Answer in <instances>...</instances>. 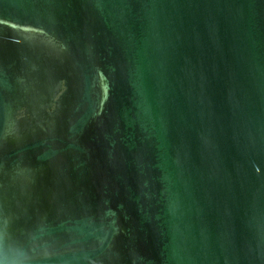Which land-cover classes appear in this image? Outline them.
<instances>
[{"label": "water", "instance_id": "1", "mask_svg": "<svg viewBox=\"0 0 264 264\" xmlns=\"http://www.w3.org/2000/svg\"><path fill=\"white\" fill-rule=\"evenodd\" d=\"M0 264H264V0H0Z\"/></svg>", "mask_w": 264, "mask_h": 264}]
</instances>
